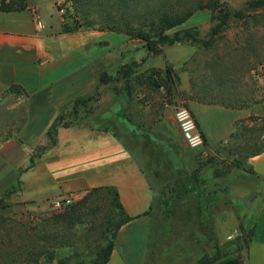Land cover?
Segmentation results:
<instances>
[{
  "label": "rangeland",
  "instance_id": "1",
  "mask_svg": "<svg viewBox=\"0 0 264 264\" xmlns=\"http://www.w3.org/2000/svg\"><path fill=\"white\" fill-rule=\"evenodd\" d=\"M144 1L192 7L199 0ZM255 1L220 0L232 11V16L237 12L242 15L231 17L218 35L211 31L216 24L213 16L219 13L209 9L197 11L168 33L174 35L177 31L190 30L201 40H209L211 45L175 43L163 46L161 54L151 52L144 41L132 35L101 30L100 26L107 23L106 16L98 11L101 8L85 7L89 18L100 23L78 31L98 30L107 35L100 41L97 57L91 62L95 87L64 107L61 116L69 127L112 133L128 150H139L148 162L159 198L142 264H192L193 259L197 261L205 255L212 263L233 257L239 259L240 264H246L248 236L241 242L238 240L243 235L240 230L243 220L238 212L239 202H235L230 193L228 178L233 171L244 170L236 167L237 161L248 166L246 156L259 144L249 147L255 142H250V131L247 136L239 134L230 147L223 143L215 152L207 151L205 146L193 149L183 135L177 111L189 105L190 100L250 106L264 99V5L256 7L251 4ZM144 5L140 7L145 8ZM73 6L74 0H68L60 8L67 22L73 18L82 23L84 19L76 15ZM111 8L115 21L119 13L116 6ZM167 66L178 76L172 92L165 87H153L150 79L154 71L164 75ZM124 68L131 69L130 77H126ZM103 72L113 80L101 84L99 78ZM260 133L256 131L254 136ZM247 141L248 146L241 149L240 145ZM50 145L51 139L48 145L37 144L33 150L27 148L31 163L35 164ZM93 189L69 196L72 202L61 208L56 207L54 201L64 200L66 196L22 204L7 201L15 207L16 213L0 214L1 248L7 250L20 244L36 231L43 234V225L48 220L49 223L69 221L75 224L73 232L76 234L69 245L57 251L58 258L67 259L69 264L83 260L87 263L95 258L105 238L111 236L118 217L111 194L107 191L93 194ZM56 193L57 190L48 189L38 195L51 197ZM263 203L258 201L257 205ZM245 205L251 209L248 203ZM107 228L109 231L105 232ZM135 237V249L143 253V240L138 235ZM189 255L191 257H186ZM57 262L55 259L50 264Z\"/></svg>",
  "mask_w": 264,
  "mask_h": 264
},
{
  "label": "crops",
  "instance_id": "2",
  "mask_svg": "<svg viewBox=\"0 0 264 264\" xmlns=\"http://www.w3.org/2000/svg\"><path fill=\"white\" fill-rule=\"evenodd\" d=\"M26 3L25 10H0V198L14 185L17 190L6 199L14 204L115 187L126 212L136 218L119 230L108 264H142L159 193L139 150H128L110 132L62 126L56 144L35 164L27 152L37 144L48 145V130L64 107L93 90L91 62L107 34L64 32L68 20L59 0ZM38 18L44 23L42 29ZM189 109L204 136L205 149L215 152L232 139L241 121L250 126L262 122L264 99L244 107L190 100ZM248 167L255 173L238 169L228 182L245 229H255L246 264H264V203L257 205L264 202V152L250 156ZM48 189L57 190V195H38ZM136 235L145 245L143 253L135 249Z\"/></svg>",
  "mask_w": 264,
  "mask_h": 264
},
{
  "label": "trees",
  "instance_id": "3",
  "mask_svg": "<svg viewBox=\"0 0 264 264\" xmlns=\"http://www.w3.org/2000/svg\"><path fill=\"white\" fill-rule=\"evenodd\" d=\"M142 4H145V8L140 7ZM251 4L259 7L264 5V0H257ZM87 5L101 8L98 11H101V13L106 16L105 19L107 23L100 26L101 30L108 29L132 35L133 37L144 41L148 49L155 54H161L163 46L172 45L175 43H200L205 47H209L211 45L209 40H201L196 33L190 30H185L184 32L177 31L174 35H170L168 33L175 27L184 24L199 10L209 9L214 13H219L218 15L213 16V20L216 21V24L213 26L211 31L213 35H218L229 24L231 17L239 18L242 15L240 12H237L232 16V11L226 8V4H222L220 0H199L192 7H186L180 3L171 5L163 1L153 4V2L150 3V1L146 3L144 0H74L73 9L76 12V15L84 19V21L81 23L79 22V19L73 20V18H71V22L64 24V32H75L83 27L94 28L100 23V21L97 19L95 20L89 18V13L85 10ZM113 6H116L119 13V16L115 21L112 18L113 8L111 7ZM27 7L28 5L26 0H0V10L4 12L21 11L27 9ZM224 7L226 8L225 10H223ZM133 65H135V63ZM164 72V75H162L160 71L152 72L150 76L152 85L158 89L165 87L168 91L172 92L178 76L171 66H167ZM124 73L127 75L126 77H130L132 72L131 69L126 70V68H124ZM112 80V76H110L107 72H103L99 78V82L101 84H107ZM244 101L245 103L248 102V104H250L249 101ZM217 103L228 107L245 106V104L239 103L227 104L225 102L219 101H217ZM187 107L189 108V105H187ZM260 121L262 122L256 123L251 127H249V125L243 121L238 123L236 125V130L232 134V139L227 141V146L230 147L232 145V141L239 137V134H242V136H247L251 131L252 133L250 135V142L252 140H255V142L249 144V147H254L257 143L259 144V147L255 151H252L250 155L246 156L247 160L250 156L258 155L264 152V140H259L262 136L264 137V118H262ZM62 126L69 127L64 123L63 116L60 115L48 130V136L51 139V145L49 147H52V145L56 144L58 130ZM256 131H261L262 133L254 136V132L256 133ZM258 141L261 142L259 143ZM247 143L248 141L243 145H240V148H246V146H248ZM211 161L214 162V159ZM236 167L242 168L250 173H255L253 168L246 166L243 161H237ZM16 190L17 185H14L12 190H10L4 197L0 198L1 215L16 213L15 207L10 203L8 204L6 201V199L9 198ZM102 191H107L109 194H111L113 200L112 202L115 204L117 209L116 216L118 217V221L115 228L110 232L111 236L105 238V244H103L98 250L95 258L90 259L87 263H85L83 260L77 264H108L115 248L119 230L123 225L136 218L130 216L126 212L125 207L121 202L119 192L115 187H98L92 190V192H94L93 194H98ZM69 196L67 198H69ZM49 222L50 221L48 220L46 224L44 223V230L42 231L43 234H38V231H36V233L33 234V237H28L27 240L26 238H23L24 241H22L20 244L12 245L7 250H3L1 248L2 246H0V264H44L42 262H47L50 264L55 259H57L59 264H69L67 259L58 258L57 251L60 248L66 247L70 244L71 237L76 234V232H73L75 224L70 223L69 221H59L56 223ZM240 230L243 233L242 236L238 237L240 242L248 236V246L246 250V257H248L249 246L254 239L255 229L253 227L250 230H246L244 225H241ZM108 231L109 228L105 230V232ZM28 235L29 234H26V236ZM232 258L233 257H229L224 260L212 263V259H210L208 255H205L199 258L197 262L198 264H219Z\"/></svg>",
  "mask_w": 264,
  "mask_h": 264
},
{
  "label": "built area",
  "instance_id": "4",
  "mask_svg": "<svg viewBox=\"0 0 264 264\" xmlns=\"http://www.w3.org/2000/svg\"><path fill=\"white\" fill-rule=\"evenodd\" d=\"M68 0H59L60 6L66 5ZM37 25L39 29L44 28V23L40 18L37 20ZM177 118L181 125L183 135L187 140L189 146L193 149H199L205 146V139L203 134L200 132L196 121L191 113V110L187 106H182L177 111ZM72 202L71 198H65L64 200L54 201L56 207H62L64 205L70 204Z\"/></svg>",
  "mask_w": 264,
  "mask_h": 264
},
{
  "label": "water",
  "instance_id": "5",
  "mask_svg": "<svg viewBox=\"0 0 264 264\" xmlns=\"http://www.w3.org/2000/svg\"><path fill=\"white\" fill-rule=\"evenodd\" d=\"M219 264H240V260L237 258H233V259H230L228 261H225Z\"/></svg>",
  "mask_w": 264,
  "mask_h": 264
}]
</instances>
